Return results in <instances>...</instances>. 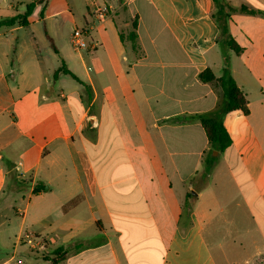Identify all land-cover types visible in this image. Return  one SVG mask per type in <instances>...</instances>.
<instances>
[{"label": "crops", "instance_id": "0c3cea01", "mask_svg": "<svg viewBox=\"0 0 264 264\" xmlns=\"http://www.w3.org/2000/svg\"><path fill=\"white\" fill-rule=\"evenodd\" d=\"M11 1L0 6L7 17L20 12ZM226 1L238 10L229 32L240 55L218 42L212 0H90L91 66L65 47L43 57L32 39L8 71L2 43L0 227L20 230L1 264L29 245L26 232L45 264H264V0ZM61 60L85 85L55 78ZM227 68L249 115H225L232 144L204 181L209 141L192 118L224 97L199 76ZM63 75L76 86L57 97L51 79Z\"/></svg>", "mask_w": 264, "mask_h": 264}, {"label": "rangeland", "instance_id": "374dc122", "mask_svg": "<svg viewBox=\"0 0 264 264\" xmlns=\"http://www.w3.org/2000/svg\"><path fill=\"white\" fill-rule=\"evenodd\" d=\"M98 1L103 3V0ZM8 2L0 0V6L6 7ZM20 2L21 5L19 13H23L25 11V5L29 3L30 0H21ZM90 7V0H51L47 7L38 5L29 17V27H22L18 31H12L11 28L8 27L0 28V33L4 34L0 37V60L2 61L4 59L3 52L5 51L6 46H2V43L5 41L7 42L9 54L7 70L10 68L12 69L14 64L18 66V57L22 52V46L25 45L26 42L30 43L32 39H34V41L38 44L43 57H47V53L52 55L53 49L46 35V33H48V35L54 39V44L57 48L65 47L76 57H78V52H80L83 55L86 65L91 66V60L93 59L91 53H88L86 49L77 50L72 44V35L74 31L76 29L83 30L87 27V24L92 23V18L89 14ZM55 13H58L57 16L47 18V16ZM6 17L7 16L5 14L0 13V21ZM86 43L90 44L89 39H86ZM57 60L58 59H49V64L51 66L57 65ZM77 60H79V58ZM60 65H62V60ZM77 71L79 75H84L82 68ZM90 73L93 74V71H90ZM62 77L63 81L51 79V87H54V94L57 97L62 90L68 92L71 88L76 86V82L71 77L64 75ZM217 162L219 165L218 169H220L222 167L221 157L217 159ZM226 182H228L227 179ZM81 201L82 198L79 197V202ZM7 213L10 218H16L13 211H8ZM19 230L20 224H7L0 227V264L2 261L11 257V253L16 243V235H18ZM93 230H95V228L89 229L86 233L87 236H89ZM228 243L231 244L230 242ZM228 243H225L226 247L229 246ZM69 247L70 246L65 249L66 253H68ZM60 251L61 249L56 250V252L61 253ZM5 253H8V256H5ZM216 253L218 252L216 251ZM45 255H47V253H43V251L40 250H34L27 244L20 245L18 256L11 264H45L43 261ZM50 257L54 258L55 255H51ZM219 263L227 264L225 259H219Z\"/></svg>", "mask_w": 264, "mask_h": 264}, {"label": "trees", "instance_id": "16d2710c", "mask_svg": "<svg viewBox=\"0 0 264 264\" xmlns=\"http://www.w3.org/2000/svg\"><path fill=\"white\" fill-rule=\"evenodd\" d=\"M49 1L50 0H32L26 5L25 11L23 13L12 14L11 16L1 20L0 28L12 27L15 25H21L25 27L28 26L29 17L32 15L36 6H46ZM212 1L215 8V12L212 14V18L216 22L219 29L218 42L221 45L226 46L229 50L234 51L236 54L240 55L244 49L235 42L229 32V22L231 16L238 10L226 0ZM239 11L251 15H255L257 13L262 14L261 12L250 10L246 6H242ZM136 31L137 22L134 20L132 31L127 35V38L132 43L134 49H136L137 44ZM46 35L52 49L56 53H58L53 39L48 35V33H46ZM120 37L124 43L125 37L122 33L120 34ZM60 73L69 75L79 83L84 84L76 75H74L69 69H67L65 64H63L62 67L56 71L55 78ZM199 78L202 82L212 83L216 87V89H220L224 97L223 101L219 104V106H217L215 110L208 113L195 115L192 118V120L196 119L201 123L209 141V149L204 153L203 162L205 167L201 172L197 173V177H200V179L207 181V178L212 172V169L218 159V157L214 156L213 153L216 151L219 155H222L232 144L231 137L223 124L225 115L237 110L242 111L245 115H249V103L245 93L238 86L228 68L225 69L223 76L220 78H217L210 69H207L203 73H201ZM35 193H37V191H35ZM192 197V194H189V199H191ZM60 249L63 250L64 248Z\"/></svg>", "mask_w": 264, "mask_h": 264}, {"label": "built area", "instance_id": "2783aa9c", "mask_svg": "<svg viewBox=\"0 0 264 264\" xmlns=\"http://www.w3.org/2000/svg\"><path fill=\"white\" fill-rule=\"evenodd\" d=\"M96 15L100 20H105L108 16V10L106 8H98L96 10ZM89 30L83 29L79 30L76 29L72 35V44L75 49L77 50H87L88 48L95 49L96 46H91L90 44L86 43V39H88ZM22 238L32 247L35 245V236L33 233L26 232L22 235ZM21 238V239H22Z\"/></svg>", "mask_w": 264, "mask_h": 264}, {"label": "water", "instance_id": "95a60500", "mask_svg": "<svg viewBox=\"0 0 264 264\" xmlns=\"http://www.w3.org/2000/svg\"><path fill=\"white\" fill-rule=\"evenodd\" d=\"M213 155H214V156H217V155H218V152L215 151V152L213 153ZM194 194H195V193H194Z\"/></svg>", "mask_w": 264, "mask_h": 264}]
</instances>
